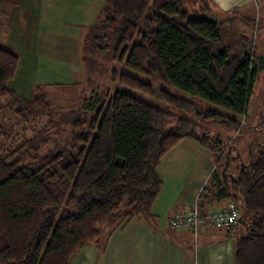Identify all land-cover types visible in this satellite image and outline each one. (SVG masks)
Returning <instances> with one entry per match:
<instances>
[{
    "label": "trees",
    "instance_id": "1",
    "mask_svg": "<svg viewBox=\"0 0 264 264\" xmlns=\"http://www.w3.org/2000/svg\"><path fill=\"white\" fill-rule=\"evenodd\" d=\"M101 1L102 17L89 31L86 48L152 83L116 70L110 72L111 81L179 112L193 113L196 105L168 88L245 116L264 65L256 54V35L252 43L250 37L241 38L245 45L232 54L224 45L227 25L212 16L211 0ZM0 3L12 6L16 0ZM195 5H201L199 14L191 13ZM255 26L257 34L259 23ZM18 64L19 56L0 44V100L15 96L8 83ZM38 90L15 99L14 115L22 122L35 123L54 112ZM96 90L75 111L63 146L41 154L45 140L29 148L21 142L0 152V264H73L82 249L97 246L105 226L148 219L163 187L157 168L186 140L217 159L202 198L232 201L240 209L234 264H264V153L227 173L233 139L224 141L181 118L164 131L171 114L133 94ZM197 116L218 129L242 128L237 119L212 109ZM5 131L0 126V142ZM224 167L234 182L220 174Z\"/></svg>",
    "mask_w": 264,
    "mask_h": 264
},
{
    "label": "rangeland",
    "instance_id": "2",
    "mask_svg": "<svg viewBox=\"0 0 264 264\" xmlns=\"http://www.w3.org/2000/svg\"><path fill=\"white\" fill-rule=\"evenodd\" d=\"M195 6L198 8L193 7L191 13L199 14L197 11L201 5L200 8L199 5ZM102 7L101 0H16V4L12 6L0 3V44L19 56L15 78L8 83L10 91L15 96L8 95L0 100V126L8 131H5L0 142L3 149L0 152H5L21 142L23 148H29L38 146L45 140L46 144L40 145L41 154L54 150L57 146H63L68 138L69 123L75 111L81 108L83 102L96 89L97 92L100 89V93L110 89L133 94L171 114L173 118L166 121L164 131L171 130L175 126V120L181 118L201 124L208 128L213 136H219L224 141L233 139V150L230 155L232 162L227 173L234 174L236 169L243 168L254 161L260 153H264V65L258 71V80L250 94L244 117L232 116L229 112L209 106L176 89L168 88L174 95L190 99L196 105L193 113L179 112L154 99L134 94L118 86L110 80L112 70L145 82L152 83V80L125 68L124 65H115L107 56L101 57L88 51L85 45L90 37L89 31L100 21ZM258 23L256 54L264 59V23L262 24L260 18L256 16L247 26L256 33L255 25ZM239 26L242 25L226 28L224 45L231 49L232 54H239L242 45H245L237 34ZM255 33L250 36L248 43H252ZM36 89H39V94L49 98L54 112L35 123L27 124L14 115L18 105L15 99L26 98ZM210 109L237 119L241 122L242 128L239 132H234L218 129L200 121L197 114ZM24 139L27 142H24ZM182 143L184 146L189 145V150L181 148L180 144L166 154L157 168V175L166 188H172L171 185L181 187L184 184L185 192H190L201 183L204 188L210 181L217 159L209 150L189 140ZM219 172L222 175V171ZM205 190L202 192L204 195ZM195 204L199 207L197 201ZM153 218L150 211L148 220L152 221ZM120 227L115 228L114 224L110 227L105 226L95 248L98 249L106 243ZM118 235L122 238L124 233ZM127 237L129 238V235Z\"/></svg>",
    "mask_w": 264,
    "mask_h": 264
},
{
    "label": "crops",
    "instance_id": "3",
    "mask_svg": "<svg viewBox=\"0 0 264 264\" xmlns=\"http://www.w3.org/2000/svg\"><path fill=\"white\" fill-rule=\"evenodd\" d=\"M211 2L214 5L212 16L215 20L226 23L230 28L242 25L237 31L239 38L244 37L246 40L254 34L255 31L247 26L254 17L257 16L264 23V0ZM182 142L177 146L189 150L190 146H184ZM171 186L166 188L163 184L151 209L154 220L149 221L144 217L130 220L100 248L82 249L73 264H234V242L240 227L237 226L230 233L227 229L208 226L195 238L189 229H171L168 221L174 214L193 206L196 201L203 212L235 204L232 201L217 204L210 198L202 199V183L190 192H185L184 184L181 187ZM121 232L124 233L122 238L118 235Z\"/></svg>",
    "mask_w": 264,
    "mask_h": 264
},
{
    "label": "built area",
    "instance_id": "4",
    "mask_svg": "<svg viewBox=\"0 0 264 264\" xmlns=\"http://www.w3.org/2000/svg\"><path fill=\"white\" fill-rule=\"evenodd\" d=\"M240 209L233 204L226 208L203 212L197 204L170 217L171 229L180 231L189 229L196 238L208 226L233 230L239 222Z\"/></svg>",
    "mask_w": 264,
    "mask_h": 264
},
{
    "label": "water",
    "instance_id": "5",
    "mask_svg": "<svg viewBox=\"0 0 264 264\" xmlns=\"http://www.w3.org/2000/svg\"><path fill=\"white\" fill-rule=\"evenodd\" d=\"M225 171H226V167H224L223 170H222V176H223V178L226 179L228 177L232 182H234L235 181V178L232 175H227L225 173Z\"/></svg>",
    "mask_w": 264,
    "mask_h": 264
}]
</instances>
